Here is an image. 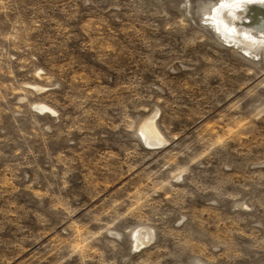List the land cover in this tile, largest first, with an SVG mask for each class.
<instances>
[{
	"label": "rangeland",
	"instance_id": "374dc122",
	"mask_svg": "<svg viewBox=\"0 0 264 264\" xmlns=\"http://www.w3.org/2000/svg\"><path fill=\"white\" fill-rule=\"evenodd\" d=\"M240 1L0 0V264H264Z\"/></svg>",
	"mask_w": 264,
	"mask_h": 264
},
{
	"label": "water",
	"instance_id": "95a60500",
	"mask_svg": "<svg viewBox=\"0 0 264 264\" xmlns=\"http://www.w3.org/2000/svg\"><path fill=\"white\" fill-rule=\"evenodd\" d=\"M250 0H245L244 2H242V1H240L241 3H248ZM257 5L258 4H255V5H253V6H251L250 7V9H251V11H253L254 12V10L256 11V12H260L261 14H263L264 15V9L262 8V10H260L259 9V7H257ZM256 6V7H255ZM256 20V19H255ZM255 20H251V21H249V22H246V24H248V25H251V26H255V27H258V28H264V18L263 19H261V20H259V19H257L258 21H255Z\"/></svg>",
	"mask_w": 264,
	"mask_h": 264
},
{
	"label": "bare ground",
	"instance_id": "6f19581e",
	"mask_svg": "<svg viewBox=\"0 0 264 264\" xmlns=\"http://www.w3.org/2000/svg\"><path fill=\"white\" fill-rule=\"evenodd\" d=\"M221 7H223V5H221L219 8H218V10L219 9H221ZM256 7V6H255ZM257 7H259V9L260 10H262V8L264 9V6H257ZM223 11V10H222ZM217 13V12H216ZM219 13V12H218ZM217 15V14H216ZM216 15H214L215 17H216ZM252 20H255V21H258L257 19H259V20H261V19H263L264 18V15L263 14H261L260 12H256L255 10H254V12L252 11ZM215 19V18H214ZM222 20L221 22H224V20L228 23V21L226 20V18L224 17V15L223 14H221V12H220V15L218 16L217 15V17H216V20ZM217 22V21H216ZM226 27V26H225ZM152 124V123H151ZM154 127V126H153ZM151 128H152V125H151ZM154 129H152V131H153Z\"/></svg>",
	"mask_w": 264,
	"mask_h": 264
}]
</instances>
